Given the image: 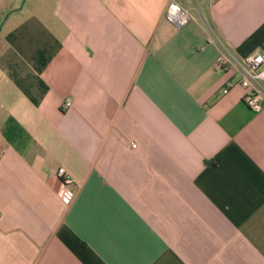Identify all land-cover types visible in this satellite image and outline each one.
<instances>
[{"label":"crops","instance_id":"crops-1","mask_svg":"<svg viewBox=\"0 0 264 264\" xmlns=\"http://www.w3.org/2000/svg\"><path fill=\"white\" fill-rule=\"evenodd\" d=\"M169 1L12 6L0 264H264V108L220 93L236 76L216 69L194 1L175 0L192 17L179 28ZM197 2L236 54L264 51V0Z\"/></svg>","mask_w":264,"mask_h":264},{"label":"built area","instance_id":"built-area-1","mask_svg":"<svg viewBox=\"0 0 264 264\" xmlns=\"http://www.w3.org/2000/svg\"><path fill=\"white\" fill-rule=\"evenodd\" d=\"M197 6V0H193ZM213 4L216 0H208ZM198 7V6H197ZM202 26L207 32V43L214 44L219 49V55L215 59V67L224 73H231L236 79L227 78L221 87V94H226L234 85H239L243 89L242 102L252 111L259 112L264 108V51L257 47L251 54L241 57L236 54L230 46L214 31L208 23L207 17L198 8ZM165 19L174 27H182L192 20L190 13L179 5L175 0H170L165 8ZM71 105L67 99L63 102V108ZM134 147L135 144L131 143ZM64 168L57 170L56 177L59 182L58 196L65 204L72 200V194L68 190L71 184L70 178L66 175Z\"/></svg>","mask_w":264,"mask_h":264},{"label":"rangeland","instance_id":"rangeland-1","mask_svg":"<svg viewBox=\"0 0 264 264\" xmlns=\"http://www.w3.org/2000/svg\"><path fill=\"white\" fill-rule=\"evenodd\" d=\"M28 0H0V24L2 23L3 17L9 16L12 12V6L17 4V7H21L23 3H27ZM195 10H198V7L195 6ZM196 20L202 24V20L200 18L199 12L196 11ZM1 34V31H0Z\"/></svg>","mask_w":264,"mask_h":264},{"label":"water","instance_id":"water-1","mask_svg":"<svg viewBox=\"0 0 264 264\" xmlns=\"http://www.w3.org/2000/svg\"><path fill=\"white\" fill-rule=\"evenodd\" d=\"M7 17H8V16L3 17V19H2V23L0 24V31H1V29H2V25H3V23H4V21L6 20Z\"/></svg>","mask_w":264,"mask_h":264}]
</instances>
